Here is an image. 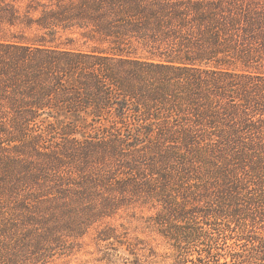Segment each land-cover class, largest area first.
I'll list each match as a JSON object with an SVG mask.
<instances>
[{
    "label": "trees",
    "instance_id": "trees-1",
    "mask_svg": "<svg viewBox=\"0 0 264 264\" xmlns=\"http://www.w3.org/2000/svg\"><path fill=\"white\" fill-rule=\"evenodd\" d=\"M88 244L264 264V0H0V264Z\"/></svg>",
    "mask_w": 264,
    "mask_h": 264
},
{
    "label": "rangeland",
    "instance_id": "rangeland-1",
    "mask_svg": "<svg viewBox=\"0 0 264 264\" xmlns=\"http://www.w3.org/2000/svg\"><path fill=\"white\" fill-rule=\"evenodd\" d=\"M87 242L91 241V238L88 237ZM93 245L88 244V246H85V248L83 249V251L78 254L76 257L72 258L67 264H79L82 261H85L87 259H91L94 255L90 253V251H93Z\"/></svg>",
    "mask_w": 264,
    "mask_h": 264
}]
</instances>
